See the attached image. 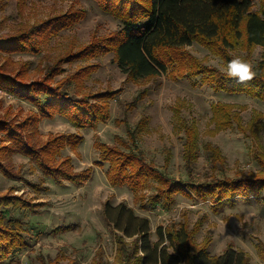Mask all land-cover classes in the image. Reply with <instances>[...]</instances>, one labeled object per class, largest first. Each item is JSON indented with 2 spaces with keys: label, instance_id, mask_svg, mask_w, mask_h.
<instances>
[{
  "label": "trees",
  "instance_id": "obj_1",
  "mask_svg": "<svg viewBox=\"0 0 264 264\" xmlns=\"http://www.w3.org/2000/svg\"><path fill=\"white\" fill-rule=\"evenodd\" d=\"M101 9L116 17L121 28L107 37H93L90 43L77 51L68 53L54 65L48 67L42 78L27 79L28 65L11 74L0 65V88L23 100L29 101L37 111L25 120L18 121L0 117V134L4 140L0 144V172L6 177L16 179L9 165L13 155L20 153L38 166L45 177L57 183L64 180L83 185L90 178L93 167L76 171L71 156L62 158L63 149L71 146L76 149L84 140L77 133H50L47 139L40 135L42 117H65L79 129L96 127L110 118V101L117 99L121 89L109 90L92 96H76L66 87L74 84L82 90L84 80L94 71V64L80 67L66 79L56 80L63 72V62L90 60L106 53H114V59L130 81L145 80L167 74L174 80L198 78L201 83L215 90L229 93H245L264 101V0H96ZM85 10L60 14L42 20L29 29L18 33H0V55L15 53L39 54L51 39L78 23L85 16ZM198 43L218 55L225 65L234 58L230 50L243 43L249 50L262 47L261 60L253 66L257 75L246 83H237L226 77L216 67L206 65L193 55L188 46ZM177 71V72H176ZM146 89L134 97L126 106L135 105L146 96ZM235 104H214L215 132L227 129L237 123L245 129ZM11 112V110H7ZM6 112V113H7ZM141 123L145 126L146 118ZM185 132L184 163L188 180L184 184L148 161L145 152L138 145L137 133L128 129V139L119 138L120 145H109L96 141L100 151L97 164L108 162L107 177L114 187L128 186L137 202L147 201L154 206L171 207L177 194L189 198L198 197L210 200L213 208L224 200L235 196L264 200V158L257 157L261 171L242 172L236 176L213 177L197 181L193 173L200 153L199 128L181 119ZM213 131V132H214ZM213 161L225 164L226 156L213 143H206ZM170 164L166 157L165 167ZM10 166V167H9ZM153 186L154 192L146 196L145 188ZM26 200L20 196H0V264H7L17 254L28 248L24 236V222L11 213L10 204ZM11 201V203H9ZM20 205V206H21ZM104 213L117 230L115 263L113 264H250V256L241 249L228 246L224 253L211 255V239L206 237L197 243L195 235L200 224L190 228L186 222L179 225L159 226L158 239L153 242L150 222L147 217L137 215L133 208L120 203L112 206L106 203ZM131 239V241H129ZM258 255L264 262V242L256 245ZM65 258L58 255L50 264H61ZM65 264H80L78 258H66ZM91 264H105L104 250L99 248Z\"/></svg>",
  "mask_w": 264,
  "mask_h": 264
},
{
  "label": "rangeland",
  "instance_id": "obj_2",
  "mask_svg": "<svg viewBox=\"0 0 264 264\" xmlns=\"http://www.w3.org/2000/svg\"><path fill=\"white\" fill-rule=\"evenodd\" d=\"M258 6L256 0L255 7ZM82 10L86 12L83 19L53 37L41 53L0 55V65H4L7 72L15 74L25 62H29L27 79H39L48 67L56 65L68 53L88 45L93 37H107L121 28L120 20L104 12L96 0H0V33L9 35L29 29L42 20ZM187 49L206 65L226 71L221 58L209 49L198 43H193ZM229 52L257 66L261 60L262 47L256 46L249 50L240 43ZM91 64L96 66L84 80L85 87L79 90L71 84L66 89L70 94L82 97L122 88L118 98L110 101L108 121L96 127L79 129L62 116L52 119L42 117L39 127L44 140L50 133L83 135L84 140L76 149L71 146L63 149L62 158L71 156L76 171L93 167L92 174L83 185L68 180L57 183L45 177L25 155H13L8 162L16 179L0 172V196H20L26 200L27 204L23 208L21 203L11 198L14 205L9 201V208L13 215L24 222L23 233L28 248L7 264H50L58 255L65 257L61 264L68 261L66 258L75 257L80 264H91L99 248L104 250L105 264L115 263L117 230L105 216L106 203L112 206L123 203L133 208L137 215L147 217L153 242L158 239L156 231L159 226L186 222L192 228L198 223L201 227L195 240L201 243L204 238H210L211 255H220L228 246H233L250 256V264H264L256 248L259 240L264 242L262 198L254 195L246 198L235 196L217 205L216 210L210 200L203 201L181 194L173 197L169 209L161 204L154 206L147 201V197L142 205L136 201L135 193L128 186L114 187L110 184L107 177L109 163L97 164L101 159L95 145L97 140L109 145H120L119 138L127 140L128 129H133L148 161L167 170L184 184L188 180V173L183 157L185 132L182 119L194 123L200 132V153L193 173L194 180L258 172L261 171V165L257 157L264 158V101L245 93L215 90L201 83L198 78L174 81L169 75L162 74L130 81L115 61L114 53L90 60L63 62L60 64L63 72L56 80L66 79L80 67ZM145 89V98L135 107L127 109V104ZM10 94L12 97L0 92V117L10 115L9 118L23 121L37 111L29 101ZM218 103L235 104L245 129H239L234 123L227 129L215 132L213 105ZM9 109L10 113L7 112ZM143 118H146L145 126L141 125L145 121ZM3 140L0 134V144ZM208 142L222 150L226 156L224 165L212 160L206 149ZM167 156L170 157V164L166 168ZM153 192V186L143 191L148 197Z\"/></svg>",
  "mask_w": 264,
  "mask_h": 264
},
{
  "label": "clouds",
  "instance_id": "obj_3",
  "mask_svg": "<svg viewBox=\"0 0 264 264\" xmlns=\"http://www.w3.org/2000/svg\"><path fill=\"white\" fill-rule=\"evenodd\" d=\"M226 77L235 79L237 83H246L257 75L253 65L242 57H234L226 65Z\"/></svg>",
  "mask_w": 264,
  "mask_h": 264
},
{
  "label": "built area",
  "instance_id": "obj_4",
  "mask_svg": "<svg viewBox=\"0 0 264 264\" xmlns=\"http://www.w3.org/2000/svg\"><path fill=\"white\" fill-rule=\"evenodd\" d=\"M0 92L3 93L4 95L8 96V97H12V95L5 90H0Z\"/></svg>",
  "mask_w": 264,
  "mask_h": 264
}]
</instances>
